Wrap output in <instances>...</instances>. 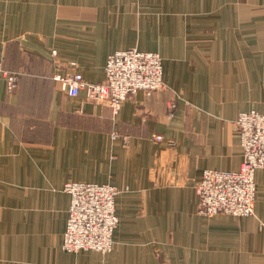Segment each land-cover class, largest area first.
<instances>
[{"label":"crops","instance_id":"crops-1","mask_svg":"<svg viewBox=\"0 0 264 264\" xmlns=\"http://www.w3.org/2000/svg\"><path fill=\"white\" fill-rule=\"evenodd\" d=\"M129 49L164 87L114 117L53 80L102 82ZM263 107L264 0H0V264H264V169L249 217L199 215L194 188L239 170L232 123ZM68 183L118 190L110 252L62 250Z\"/></svg>","mask_w":264,"mask_h":264},{"label":"built area","instance_id":"built-area-1","mask_svg":"<svg viewBox=\"0 0 264 264\" xmlns=\"http://www.w3.org/2000/svg\"><path fill=\"white\" fill-rule=\"evenodd\" d=\"M73 66L70 64V67ZM53 80L60 83L61 89L69 97L75 98L83 92L80 105L109 108L112 117L118 113L123 101L138 91L150 95L164 87L160 56L136 49L110 54L106 59L102 82L87 83L76 72L63 76L56 74ZM5 81L7 94H12L18 74H5ZM174 109L175 104H170L171 113ZM232 126L239 134L242 163L236 172L203 171L194 187L197 213L201 216L224 214L249 217L253 214L254 174L256 170L264 169V107L262 112L251 110L239 113ZM152 139L155 142L163 140L159 135H153ZM64 191L69 195L70 203L62 250L67 253L110 252L112 234L118 222L114 203L118 190L107 184L68 183Z\"/></svg>","mask_w":264,"mask_h":264},{"label":"rangeland","instance_id":"rangeland-1","mask_svg":"<svg viewBox=\"0 0 264 264\" xmlns=\"http://www.w3.org/2000/svg\"><path fill=\"white\" fill-rule=\"evenodd\" d=\"M253 206H254V204H253ZM252 215H253V214H252ZM252 215H251V216H252Z\"/></svg>","mask_w":264,"mask_h":264}]
</instances>
